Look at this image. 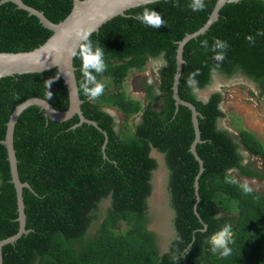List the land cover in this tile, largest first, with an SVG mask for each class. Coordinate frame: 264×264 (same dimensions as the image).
I'll return each mask as SVG.
<instances>
[{
    "label": "trees",
    "instance_id": "16d2710c",
    "mask_svg": "<svg viewBox=\"0 0 264 264\" xmlns=\"http://www.w3.org/2000/svg\"><path fill=\"white\" fill-rule=\"evenodd\" d=\"M23 1L53 22L62 20L73 6V0ZM215 1L202 0L204 10L192 12L186 6L190 0H179L180 7L172 6L174 0H158L126 10L91 34L93 44L105 50L107 69L98 77L105 92L94 102L82 93L79 97L83 115L97 121L98 127L87 122L73 127L77 114L64 121L48 119L37 105L20 113L13 145L20 180L32 188H23L29 232L2 246V264H176L174 257H180L177 264H264V193L254 189L243 193L242 182L230 173L259 176L250 162L244 163L246 151L260 159L264 175V144L251 131L241 129L234 135L218 125L225 116L221 91H212L206 100L196 94L218 72L226 77L242 73L264 95V36L256 35L264 31V0L226 2L217 20L183 48L178 93L201 113L202 141L196 151L204 169L198 179L197 213L194 179L199 163L189 150L194 139L191 110L184 105L176 109L172 96L177 42L204 24ZM144 8L160 13L166 26L153 29L138 23L134 17ZM51 33L15 3H0V52L31 50ZM248 35L255 37L254 45L245 39ZM213 38L228 44L218 67L210 50ZM203 40L209 50L200 47ZM151 57L161 58L163 64L158 81L143 89L144 105L122 86L129 72L144 69ZM73 64L78 85L80 60L73 58ZM194 69L200 72L195 91L186 86ZM48 80L52 82L47 87ZM32 96L46 99L56 109L67 108V88L56 67L0 79V139L15 106ZM159 103L158 111L154 106ZM104 106L115 107L125 121L140 112L142 117L128 131L123 130L125 123L116 128ZM152 149L163 154L173 212L172 235L162 252L155 232L148 228V198L158 168ZM10 177L6 147L0 143V239L16 233L19 226ZM120 222L128 225L126 231L119 230ZM225 223L232 225L235 243L231 256L220 258L207 241Z\"/></svg>",
    "mask_w": 264,
    "mask_h": 264
},
{
    "label": "water",
    "instance_id": "95a60500",
    "mask_svg": "<svg viewBox=\"0 0 264 264\" xmlns=\"http://www.w3.org/2000/svg\"><path fill=\"white\" fill-rule=\"evenodd\" d=\"M11 1L16 4L20 9H23L38 18L39 22L52 31L51 35L40 45L31 50L25 51H3L0 52V79L5 76L14 74H21L27 72H41L51 68H57L60 73L68 93V106L64 110L56 109L46 99L38 96H32L22 100L18 103L11 112L9 119L6 123V131L0 143L6 147L7 160L10 168V182L13 183L16 193L17 203V217L19 223L16 233L0 239V264H2V246L6 243H14L22 234L29 232L25 227L26 215L24 212L23 188L27 187L32 190L28 182L20 180L17 169V158L13 145V132L15 123L20 113L30 105H37L43 111V114L52 120L64 121L77 114L79 121L73 127L87 122L98 127L95 120L88 119L83 115L81 110V99L79 94L74 90L78 87L75 76V66L73 58L68 54V50L72 49L77 44L76 33L78 31H90L91 34L99 30L100 26L106 21L117 15H125V11L140 5L155 2L158 0H73V6L70 12L60 21L53 22L43 11L26 4L23 0H0V3ZM239 0H216L209 17L204 24L197 30L185 34L178 42L176 48V69L173 77L172 96L176 109L179 105H184L191 110V120L194 129V139L190 145L189 150L199 163V171L194 179V188L196 200L194 203V211L196 212V205L200 200L198 195V179L202 173L204 166L203 160L196 151V144L201 142L198 117L201 116L195 105L180 97L178 93V84L180 82L181 68L184 63L182 57L183 48L185 43L191 38L204 33L210 25L217 20L219 10L226 2H235ZM252 84L253 81L250 80ZM208 97L203 98L206 100ZM105 134L104 144L107 142V134ZM104 147V145H103ZM197 213V212H196ZM206 225V224H204Z\"/></svg>",
    "mask_w": 264,
    "mask_h": 264
},
{
    "label": "rangeland",
    "instance_id": "374dc122",
    "mask_svg": "<svg viewBox=\"0 0 264 264\" xmlns=\"http://www.w3.org/2000/svg\"><path fill=\"white\" fill-rule=\"evenodd\" d=\"M163 60L159 57H151L148 59L144 69H132L122 89L128 96L141 99L145 105V92L143 87L138 86L141 83L149 81L156 82L159 77V68ZM212 82L206 87L196 89V94L200 98L208 97L212 91L219 90L223 94L221 108L225 116L218 121V125L229 130L234 135L241 129L253 132L264 144V95L259 93L257 84H252L250 79L246 78L242 73H236L231 77H226L218 72H214ZM103 81V80H102ZM252 81V80H251ZM161 104L155 105L156 110L161 109ZM105 110L111 113L116 121V128L130 130L134 122H138L141 116L136 113L130 116L126 121L123 113L115 107L104 106ZM245 155V162H250V167L255 168L259 176L240 175L235 170H230L232 176L238 181L247 182L249 186L259 192L264 193V175L260 165V159L249 155L246 151H242ZM151 155L156 158L158 168L153 173V189L148 198V208L150 212V221L148 228L153 230L157 237L159 250L167 249L168 240L171 237V216L172 209L169 206L167 192V168L165 167L163 154L152 149ZM235 211V208L233 209ZM153 215V216H152ZM128 225L120 222L119 230L126 231Z\"/></svg>",
    "mask_w": 264,
    "mask_h": 264
},
{
    "label": "clouds",
    "instance_id": "9594fccd",
    "mask_svg": "<svg viewBox=\"0 0 264 264\" xmlns=\"http://www.w3.org/2000/svg\"><path fill=\"white\" fill-rule=\"evenodd\" d=\"M151 2V0H150ZM173 7H180L179 0H174ZM188 9L192 12L203 11L205 8L204 2L202 0H190L186 5ZM134 19L144 25L145 27H150L153 29H158L162 26H166L164 19L161 17L160 13L152 10L151 8H144L142 12L136 14ZM257 36H264V31L258 30L256 32ZM90 31H78L76 33L77 44L74 48L68 50V54L72 58H78L80 60L79 71L81 73V80L78 87L74 90L76 94L82 93L83 96L88 101H97L105 92V83L98 79L107 69V64L105 60V50L99 45H94L90 39ZM245 39L250 44H255V37L248 35ZM200 47L205 50H209V43L207 40L200 42ZM228 48L226 41L213 38V43L210 47L213 53L212 59L216 62V67L220 65L225 59V53ZM200 74L199 69H194L189 72L188 79L186 80V86L192 88L195 91L194 85H196V76ZM58 78V77H57ZM47 82V87L50 86L51 80ZM151 83V81H149ZM51 92H48V99L51 98ZM227 182L233 183L235 181L227 179ZM240 188L245 194H249L253 189L249 186L247 182L241 183ZM217 219H219V214H217ZM177 240L181 238L176 237ZM209 249L213 254H219L220 258H227L232 254V247L235 243L234 233L232 225L225 223L218 230L213 232L207 241ZM176 264L180 257H174Z\"/></svg>",
    "mask_w": 264,
    "mask_h": 264
},
{
    "label": "flooded vegetation",
    "instance_id": "af4514ba",
    "mask_svg": "<svg viewBox=\"0 0 264 264\" xmlns=\"http://www.w3.org/2000/svg\"><path fill=\"white\" fill-rule=\"evenodd\" d=\"M163 64V63H162ZM158 81V80H157ZM153 81H151V83H152ZM151 83H149V80H148V82H146V83H141V84H139L138 86H141V87H143V89L146 87V85L147 84H151ZM157 85H158V82H157ZM141 114V116H140V119H141V117H142V113H140ZM139 119V120H140ZM248 153V152H247Z\"/></svg>",
    "mask_w": 264,
    "mask_h": 264
}]
</instances>
